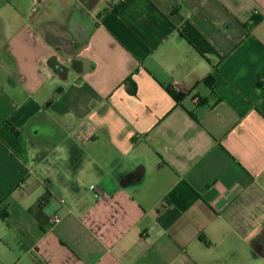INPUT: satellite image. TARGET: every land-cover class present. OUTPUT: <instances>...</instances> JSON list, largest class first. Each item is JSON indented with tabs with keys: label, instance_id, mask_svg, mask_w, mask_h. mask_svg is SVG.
<instances>
[{
	"label": "crops",
	"instance_id": "obj_1",
	"mask_svg": "<svg viewBox=\"0 0 264 264\" xmlns=\"http://www.w3.org/2000/svg\"><path fill=\"white\" fill-rule=\"evenodd\" d=\"M43 1L0 17V264L264 260V0Z\"/></svg>",
	"mask_w": 264,
	"mask_h": 264
},
{
	"label": "rangeland",
	"instance_id": "obj_2",
	"mask_svg": "<svg viewBox=\"0 0 264 264\" xmlns=\"http://www.w3.org/2000/svg\"><path fill=\"white\" fill-rule=\"evenodd\" d=\"M101 2H104V0H101ZM34 7L39 13L44 12L45 10L44 1L43 0H0L1 21L4 20L6 22V29L3 28L2 31L3 34L8 35L10 32H12L13 28L17 26L16 22L19 20V18L30 17V15L33 14ZM45 26L46 24L39 25V27H45ZM52 26L61 28V23L59 25H52ZM215 250H216V255L219 254L218 257L225 255L226 249H224V247H219V249L216 248ZM245 250L246 253L244 252L243 254H241L243 256V259L238 258L237 263H234L232 262V260L229 259L228 264H264V260L260 259L262 262H258L260 260L254 259L247 252L248 250L247 249ZM240 251H242V249H240Z\"/></svg>",
	"mask_w": 264,
	"mask_h": 264
},
{
	"label": "built area",
	"instance_id": "obj_3",
	"mask_svg": "<svg viewBox=\"0 0 264 264\" xmlns=\"http://www.w3.org/2000/svg\"><path fill=\"white\" fill-rule=\"evenodd\" d=\"M54 220L57 221V222H59L60 221V218L59 217H55Z\"/></svg>",
	"mask_w": 264,
	"mask_h": 264
}]
</instances>
